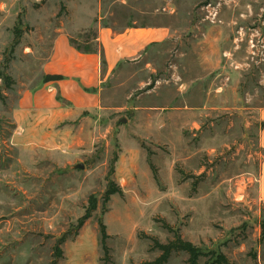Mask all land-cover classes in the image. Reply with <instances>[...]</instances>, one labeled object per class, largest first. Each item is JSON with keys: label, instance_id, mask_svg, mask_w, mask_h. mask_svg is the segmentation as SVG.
Here are the masks:
<instances>
[{"label": "rangeland", "instance_id": "1", "mask_svg": "<svg viewBox=\"0 0 264 264\" xmlns=\"http://www.w3.org/2000/svg\"><path fill=\"white\" fill-rule=\"evenodd\" d=\"M79 21L89 27L72 39L93 48L99 23L170 38L118 67L96 113L49 127L55 142L15 144L16 108L47 82L58 31ZM261 110L264 0H0V264H145L174 233L205 254L199 264L213 252L264 264ZM111 182L121 194L104 205Z\"/></svg>", "mask_w": 264, "mask_h": 264}, {"label": "crops", "instance_id": "2", "mask_svg": "<svg viewBox=\"0 0 264 264\" xmlns=\"http://www.w3.org/2000/svg\"><path fill=\"white\" fill-rule=\"evenodd\" d=\"M82 18L85 15H81L80 19ZM81 25L82 22L79 21L71 26L70 31L59 30L54 37L51 54L43 66L45 76L51 80L41 88L25 94L16 108L14 122L17 132L13 137L15 144H22L36 135H42L41 138L49 140L50 144L55 142L59 134L49 132V127L54 128L56 124L70 123L82 116L96 113L101 108L103 86L118 67L146 55L148 50L164 44L170 38L169 32L162 27L127 26L116 30L99 23L95 52L82 53L70 43L71 31L78 32L89 27ZM260 113L264 125V110ZM166 118V122H169V116ZM187 118L189 123H198L201 119L197 114ZM69 140L72 141L71 136ZM27 144L31 145L25 141V145ZM54 145L57 146L55 143ZM260 145L264 148V130L261 132ZM261 172V189L264 195V156Z\"/></svg>", "mask_w": 264, "mask_h": 264}, {"label": "trees", "instance_id": "3", "mask_svg": "<svg viewBox=\"0 0 264 264\" xmlns=\"http://www.w3.org/2000/svg\"><path fill=\"white\" fill-rule=\"evenodd\" d=\"M96 39V37L94 38ZM70 43L73 47H75L79 52L82 53H92L95 52L94 48L92 47V43L84 37L83 45H78L75 40L72 38L70 39ZM97 51V50H96ZM51 80L50 77H47V81ZM112 172V171H111ZM115 194H121V189L113 182L108 184L107 190L103 197L104 205L110 201L111 196ZM97 210L96 202L93 199H89L88 201V208L84 217L79 220L77 225V229H81L85 222L92 216V214ZM164 228L167 230L173 231V229L165 224ZM100 234H101V245L103 251L106 255H108L109 249L107 247L106 241L108 240L109 236L106 232V227L103 224H100ZM69 237L68 234H65L61 238V243H64L65 240ZM154 246L157 250L161 252L160 256L153 262L145 263V264H167L169 259L174 253L183 252L187 254L188 260L186 264H199L200 259L205 256L204 253L200 251L198 247H196L193 243L185 241L179 233H174V239L169 241L166 244H162L156 240H154ZM57 257H62V252L59 247H57ZM212 263L211 264H229L227 257L223 254L213 252L212 253ZM53 264H56L55 262Z\"/></svg>", "mask_w": 264, "mask_h": 264}, {"label": "water", "instance_id": "4", "mask_svg": "<svg viewBox=\"0 0 264 264\" xmlns=\"http://www.w3.org/2000/svg\"><path fill=\"white\" fill-rule=\"evenodd\" d=\"M77 168H79V169H82V168H83V166H82V165H78V166H77Z\"/></svg>", "mask_w": 264, "mask_h": 264}]
</instances>
